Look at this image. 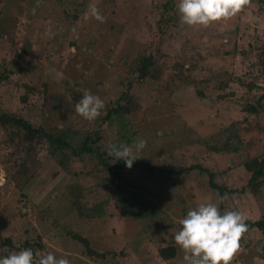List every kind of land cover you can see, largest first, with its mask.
Instances as JSON below:
<instances>
[{
	"label": "rangeland",
	"instance_id": "374dc122",
	"mask_svg": "<svg viewBox=\"0 0 264 264\" xmlns=\"http://www.w3.org/2000/svg\"><path fill=\"white\" fill-rule=\"evenodd\" d=\"M164 1L40 0L37 6V0H0V76L7 77L0 83V116L10 114L26 118L34 127L50 130L61 139L73 130L83 129L75 113V103L86 90L100 97L105 93L116 95L122 92L124 88L120 83L130 79L132 68L129 62L136 51L156 55L159 63L163 61L161 55H166L169 60L179 57L170 61L184 60L185 68L191 67L189 72L194 85L190 78L181 85L178 81L160 76L154 87L141 83L135 84L129 91L137 105L130 116L131 122L139 127V137L147 141L146 148L138 153V161H149L150 166L159 165L163 169L178 171L193 160L204 164L209 163L207 159H212L210 165L223 172L228 167H234L230 161H239L238 158L232 154H224L227 158L222 154L209 157L202 141L216 136L218 139L217 132L233 121L241 122L239 134L243 141L253 143L241 151L242 160L247 156L259 157L257 154L264 145V110L257 118L241 113L239 104L242 109L248 103L258 108L264 103V89L248 92L243 85L250 76L245 80L235 79L240 66L239 58L233 56V43L238 38L234 34L236 28L242 33L246 27H256L259 32L263 23H253L247 13H255L243 9L235 17L213 23L207 28L189 27L181 23L177 12V27H173L171 22L161 32L165 28L157 26L161 5L158 9L154 7ZM90 4L99 9L106 22L100 23L85 15ZM263 38L264 34H260L254 41ZM109 60L113 64H108L107 68H111L107 70L105 64ZM18 67L24 72L17 73ZM227 75L233 80L226 81ZM208 78L212 83L217 80L219 88L225 85V81L228 83L226 98L215 100L217 91H212L213 84L208 83ZM259 85L264 88L261 82ZM27 87H32L34 92L28 93ZM198 91L205 96L199 97ZM24 96L27 97V104L21 110L20 102ZM10 140L13 144L5 149L4 143ZM114 141L119 143L116 128H107L101 134L100 150L108 152L110 142ZM20 143L28 144L20 127L0 124V187L6 188L0 199V257L12 252L10 247L1 246L4 239L10 238L19 247L24 239L30 242L29 245H35L39 237L45 245L44 250L55 253L57 257L69 258L71 264L115 263L90 261L84 255L83 241H87L98 254L114 250L117 253L114 261L119 264H185L183 252L174 241L175 233L182 227L179 221L185 217L181 216L180 206L185 204L183 210L188 211L199 203L218 204L219 201L206 188L195 187V183L191 186L190 181L180 176L176 180L184 201L171 208L165 201L164 193L163 198L158 197L160 188L155 175L145 180L134 178L137 182L134 186L139 190L135 189L132 195L135 198L138 195L144 197L143 200L134 198L127 203L133 206L134 219L119 214L121 208L116 194L109 195L104 189H91L90 204L108 199L106 212L113 216L91 222L79 220L72 204L66 202L72 199L64 187L80 184L85 187V192H89L87 188L101 182L103 175L93 173L92 159L85 155L75 163L71 161L72 174L61 169L49 152L41 148L34 153V157L27 155L24 158L27 174L22 181L17 178L20 172L16 170L18 166H14L13 171H6L4 167L8 163L11 164L6 166L8 169L13 166L15 156L7 152L20 146ZM241 169L237 168L230 174L233 176L229 177L230 183L235 187L243 183ZM10 177L16 182L14 191ZM7 183L12 184L7 186ZM107 187L113 188L112 185ZM21 192L28 198L21 199ZM174 195L180 196L178 193ZM62 196L65 199L56 203V199ZM258 199V204L264 202V187L258 190ZM80 201L86 202V199ZM249 201L237 196L224 211L239 210L245 213L247 219L256 221L259 216L249 212L252 211L248 207ZM34 206L39 210H33ZM55 220L57 226H54ZM63 227L71 229L76 236H66ZM25 231H29L26 236L23 235ZM249 233L253 240L260 237L256 230ZM242 238L246 241L249 235L245 234ZM260 243L255 247L253 244H240L232 264H261ZM170 246L176 248L175 257L164 262L157 257V249Z\"/></svg>",
	"mask_w": 264,
	"mask_h": 264
},
{
	"label": "trees",
	"instance_id": "16d2710c",
	"mask_svg": "<svg viewBox=\"0 0 264 264\" xmlns=\"http://www.w3.org/2000/svg\"><path fill=\"white\" fill-rule=\"evenodd\" d=\"M161 2L154 8L158 9L161 5L160 19L158 20L157 26L161 25L162 27H165L164 30L161 31L164 32L167 27L170 26L171 22L174 23L173 27H177L179 22V16L177 14V5L179 0H165L163 3ZM244 9L245 11H252L255 13L253 15L252 13H247L248 15H251V20L253 23H256L257 25L263 23L264 25V0H250V3L246 5ZM262 28V31H259L260 33L256 27H246L242 33L238 28L234 30V34L238 38L237 41L233 43V49L235 50L233 56H237L239 58L240 66V72L235 73V79L243 78L245 80L247 76H250L249 79L245 80L248 82L243 85V87L248 92L264 89L259 85V82L264 84V38L258 42L254 41L257 36L264 34V26H262ZM0 36L2 35L0 34ZM244 45H249V47L245 48ZM108 51L110 53L113 52L112 49H108ZM134 54V56L132 55L133 57L129 62V66L132 68L130 71V79L120 83L121 87L124 88L122 92L120 94L117 93L116 95H112L110 93L108 95L105 93L101 97L105 103V108L102 110L101 116L95 121H88L78 115L81 123L83 124L82 130H73L64 138L58 139L50 130L46 131L40 126L34 127V125L27 121L26 118L10 114L1 115L0 124L5 126L10 124L20 127L21 131L25 134V137L28 140L27 145L20 143V146L17 148H11V150H8L9 152H7V154L9 153V155L15 156V159L13 166L9 169L7 167L11 164H4L5 170L13 171L14 166H18L16 170L19 169L20 172L17 178L23 181L27 174V164L24 158H26L27 155L34 157V153L43 148L49 152L50 156L56 161L61 169H66L69 173L74 174V171L72 170V167L69 163L71 161L75 163L76 161L80 160L82 156L87 155L92 159L93 173L103 175L100 180L101 182L97 183L94 187L87 188L89 192H85V187L80 184L68 185L67 187H64V190L65 192L68 191L67 194L72 199V201L66 202L67 204H72V207L75 209L79 220L85 219L90 222L96 219H103L113 216L112 213L109 215L106 212V208L109 205L107 201L108 199L100 201L96 204H90L89 197L92 195L90 193L91 189H104L107 190L109 195L116 194V197H119V206L121 208V211L119 210V214L123 217L134 219L132 214L133 206L127 203L131 202L135 198L132 195L134 194V190H139L134 186L137 183H135V180H145L148 176H157L159 180V182L157 180V185L160 188L158 197L163 198L164 193L165 197L167 198L165 201L168 202V205L171 208H176L177 205L184 201L183 196L181 197L182 193L176 180V178L180 176H182L181 178L190 181L191 186L192 183H195V187L206 188L210 194L217 196L219 200L218 205L221 212H223L226 205L233 202V199H235L237 196H243L251 200L249 201L250 204H248V207L250 206L252 211L249 212L258 215L259 218L256 221H251L249 219L246 220L249 229L246 235H249V238L246 241L242 238L240 244H253L252 246L255 247L261 242L258 252H260V249L262 250L260 259L262 260L261 264H264V202L259 204L257 202V200L260 202L258 199V190L261 187H264V145L261 148L262 153L260 152L257 154L259 157L256 156L255 158H252L247 156L244 160H242L241 151L246 149V147L252 146L253 143L251 141H243L241 135L239 134V130L241 128L240 121H233L229 125L225 126L223 130L217 132L219 134L218 139L216 136L202 141V145L205 147L207 152L206 155L209 157L212 154H217L219 156L222 154L224 158H227L224 154H232L238 158L239 161L236 162L229 160L232 164H234V167H228L223 172L216 171L212 165H210V163L213 162L212 159L207 158L206 159L209 163H196L193 160L190 164L185 163L182 169H179L178 171L169 170L168 168L163 169L159 165L150 166L151 162L142 160L139 162V159H137L134 162L133 167L129 169L123 160H117L114 156H109L107 151L100 150L99 142L101 143V134L104 130H107V128H116V138L119 140V143H116L115 141L110 142V146L116 145L119 147L123 144L131 146L133 145L136 138L139 137V127H135L130 118L137 106L135 104L136 102L134 98H132V95L129 93L135 84L144 83L147 85V87H154V85H156L159 81L158 78L160 76H165L167 78H171L174 81L180 82L178 84L181 85H184L185 79L187 80L190 78L192 85H194V79L191 78V72H189L191 67L185 68V62L182 59L170 61L174 58L180 59L179 57H171L169 60L166 55H161L163 61L159 63L157 60L158 57L156 55H144V53L140 54L139 51H136ZM108 64L111 66L113 62L109 60V62L105 64L106 68ZM109 68H107V70H109ZM16 72L22 73L24 72V69L18 67ZM252 73L254 75H252ZM218 78L219 77L217 76L216 79ZM229 78H232V76L227 75L226 81H228ZM6 79L7 77L0 76V83H2V80ZM207 81L208 83L213 84L212 91H217L215 100H222L227 97L225 96L226 90L228 88V83L226 81L224 83L225 85L221 86V88H219L217 85V80H213L214 83H212V81L208 78ZM102 84L103 83H99L98 85ZM23 87L25 86L23 85ZM174 87L177 86L174 85ZM220 91L222 93H220ZM27 92H34V89L32 87H27ZM197 95L202 98L205 96L202 91H198ZM262 98L264 99V97ZM20 103L21 110H23V107L27 104V97L24 96L23 101ZM239 106V111L241 113L252 115L257 118H259L260 114L263 113L264 110V103L259 105L258 108L253 105V103H248L246 107L244 105L243 109L241 108L240 104ZM221 135L223 137H220ZM12 144V140L4 143L5 149L10 148V145ZM22 154H24L23 157ZM237 168H242L240 177L241 182L243 183L240 186L235 187L233 183H230L229 177H233L230 174L233 173ZM134 178L136 179L134 180ZM220 178L222 179L221 181L219 180ZM9 182L13 183L12 191H14V188L17 187L16 182L11 177ZM25 183H27V181ZM11 184L7 183L6 185L9 186ZM110 185H112L113 188L109 187L110 189H108L107 186ZM5 190L6 188L0 187V199L1 194H3ZM20 191H22V187H20ZM174 193H178L180 196H176ZM225 193L229 195V199L227 201L221 202L220 197H222ZM20 194L21 199L28 198L27 195H23L22 192ZM62 198L64 197H58V199H56V203L62 200ZM81 199H86V202H81ZM135 199L143 200L144 197L142 195H138ZM30 204H32L31 201ZM24 206L26 207V205ZM185 206V204L180 206L182 207V217L186 216L188 212L183 210ZM33 210L36 211L39 209L38 207L34 206ZM41 212L44 213V210ZM53 223L54 226H57L56 220ZM63 229H65L64 231L66 236H76V233H74L71 229L65 227H63ZM252 230H256L260 233V237L257 240L252 239L251 234L249 233ZM28 233L29 231H25L23 235L26 236ZM25 240L26 239L20 241L19 247H16L10 238H6L4 239L1 246H8L10 247L9 249H11V251H20L30 248L33 249L34 252L38 250L41 255L48 252L44 250L45 245H43L39 237H37V240L39 241H37L35 245H29L30 242ZM81 244L83 245L81 246L84 248V255L90 261H103V263L110 261L115 262L114 264H119L114 261L117 257V253L114 250L109 249L106 251V253L102 252L101 254H98L96 250L90 248V244L87 241H83ZM156 253L157 257L165 262L167 260H172L175 257L176 248L173 246L165 248L162 247L158 248ZM108 255L111 256L108 257Z\"/></svg>",
	"mask_w": 264,
	"mask_h": 264
},
{
	"label": "clouds",
	"instance_id": "9594fccd",
	"mask_svg": "<svg viewBox=\"0 0 264 264\" xmlns=\"http://www.w3.org/2000/svg\"><path fill=\"white\" fill-rule=\"evenodd\" d=\"M249 3L250 0H179L177 8L183 25L207 28L213 23L235 17ZM39 4L40 0H37V6ZM85 15H90L100 23L106 22L94 4H90ZM48 34L52 33L49 31ZM104 108L103 99L87 90L79 102L75 103V113L88 121L98 119ZM146 146L147 141L137 137L131 146L112 145L108 155L123 160L127 168L131 169L140 158L138 153ZM228 199L227 193L220 197L221 202ZM246 220L242 211L221 212L215 202L199 203L190 208L179 221L181 229L174 235L175 244L183 252L185 264H232L240 250V241L249 230ZM0 264H71V260L64 256L57 257L53 252L41 255L38 250L34 252L29 248L0 257Z\"/></svg>",
	"mask_w": 264,
	"mask_h": 264
},
{
	"label": "crops",
	"instance_id": "0c3cea01",
	"mask_svg": "<svg viewBox=\"0 0 264 264\" xmlns=\"http://www.w3.org/2000/svg\"><path fill=\"white\" fill-rule=\"evenodd\" d=\"M1 28V27H0ZM1 31V30H0Z\"/></svg>",
	"mask_w": 264,
	"mask_h": 264
}]
</instances>
